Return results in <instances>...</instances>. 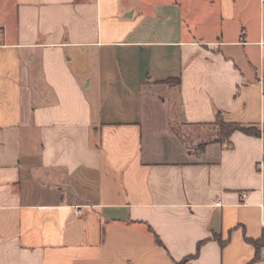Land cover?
<instances>
[{
  "label": "crops",
  "instance_id": "obj_1",
  "mask_svg": "<svg viewBox=\"0 0 264 264\" xmlns=\"http://www.w3.org/2000/svg\"><path fill=\"white\" fill-rule=\"evenodd\" d=\"M217 117L262 135L192 152ZM263 231L264 0H0V264H264Z\"/></svg>",
  "mask_w": 264,
  "mask_h": 264
},
{
  "label": "trees",
  "instance_id": "obj_2",
  "mask_svg": "<svg viewBox=\"0 0 264 264\" xmlns=\"http://www.w3.org/2000/svg\"><path fill=\"white\" fill-rule=\"evenodd\" d=\"M214 125L218 127V131H217L218 133L216 139H214L213 141L222 144L228 143L230 137L235 132H241L245 135L253 136V137H260L262 135V132L258 127H254V126L247 127L241 124L225 123L220 117H217ZM156 241L158 244H160V241L158 239H156ZM253 244L258 249L264 247V231L262 233V237L258 241H253ZM200 248L201 245L199 246L198 250H200ZM196 256L186 259L181 264H186L188 261L195 259Z\"/></svg>",
  "mask_w": 264,
  "mask_h": 264
},
{
  "label": "rangeland",
  "instance_id": "obj_3",
  "mask_svg": "<svg viewBox=\"0 0 264 264\" xmlns=\"http://www.w3.org/2000/svg\"><path fill=\"white\" fill-rule=\"evenodd\" d=\"M176 130L180 132V134L183 136L184 141L186 142L188 148L190 150L195 151L198 150L200 147L204 146V143L213 141L216 139L218 127L216 125H213V127L206 128L205 134H203L201 137H197L195 131L188 130L186 128L176 127Z\"/></svg>",
  "mask_w": 264,
  "mask_h": 264
}]
</instances>
